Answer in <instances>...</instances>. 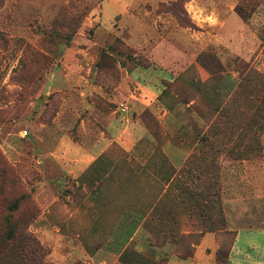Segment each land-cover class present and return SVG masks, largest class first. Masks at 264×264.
<instances>
[{"label": "rangeland", "instance_id": "1", "mask_svg": "<svg viewBox=\"0 0 264 264\" xmlns=\"http://www.w3.org/2000/svg\"><path fill=\"white\" fill-rule=\"evenodd\" d=\"M0 3V233L34 264H166L210 234L226 264L240 230L230 264H264V0Z\"/></svg>", "mask_w": 264, "mask_h": 264}, {"label": "trees", "instance_id": "2", "mask_svg": "<svg viewBox=\"0 0 264 264\" xmlns=\"http://www.w3.org/2000/svg\"><path fill=\"white\" fill-rule=\"evenodd\" d=\"M176 16L181 20L179 15ZM24 240L30 247L36 242L26 231L11 230L7 236L0 233V264H34L35 259L24 254L25 250L21 244Z\"/></svg>", "mask_w": 264, "mask_h": 264}, {"label": "crops", "instance_id": "3", "mask_svg": "<svg viewBox=\"0 0 264 264\" xmlns=\"http://www.w3.org/2000/svg\"><path fill=\"white\" fill-rule=\"evenodd\" d=\"M141 130L142 129H138V134H139V138L143 139L146 135L140 134ZM139 232L140 231H137V233L135 234L134 237H137V234ZM240 233H241V231L238 230L237 234H236V241H235V244H234V248L232 249V252L229 255V259H228L226 264H230V261L233 258V252L237 251L239 249V247H237V240H238V237H239ZM250 238H251L250 243L247 245V247L243 248L245 250V252L250 250L252 247H254L256 245V242H254L255 240L252 237H250ZM214 243H215L214 237L212 235H210V234H207L206 236H204V238L202 240V243L198 245V247L196 249V255H195L194 258L187 259V260L174 259V260L169 261L166 264H207V262L209 261L211 256L206 251H207V249H209L212 246H214ZM256 251H257V253L260 254V252H262L263 249L262 248H257ZM246 255H248V254L246 253ZM260 262L258 264H262Z\"/></svg>", "mask_w": 264, "mask_h": 264}]
</instances>
